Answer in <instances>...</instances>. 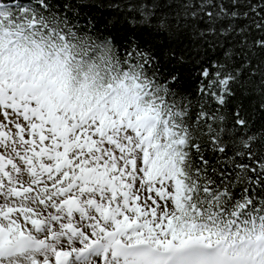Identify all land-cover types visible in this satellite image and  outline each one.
<instances>
[{
	"label": "snow or ice",
	"instance_id": "obj_1",
	"mask_svg": "<svg viewBox=\"0 0 264 264\" xmlns=\"http://www.w3.org/2000/svg\"><path fill=\"white\" fill-rule=\"evenodd\" d=\"M0 264H264V0H0Z\"/></svg>",
	"mask_w": 264,
	"mask_h": 264
},
{
	"label": "trees",
	"instance_id": "obj_2",
	"mask_svg": "<svg viewBox=\"0 0 264 264\" xmlns=\"http://www.w3.org/2000/svg\"><path fill=\"white\" fill-rule=\"evenodd\" d=\"M53 2L62 4L63 0H53ZM83 11L94 15L101 22H106L108 19H111L115 15V13L111 10H108L102 6L97 7L94 4H88L83 8ZM257 223L259 222L257 221Z\"/></svg>",
	"mask_w": 264,
	"mask_h": 264
},
{
	"label": "bare ground",
	"instance_id": "obj_3",
	"mask_svg": "<svg viewBox=\"0 0 264 264\" xmlns=\"http://www.w3.org/2000/svg\"><path fill=\"white\" fill-rule=\"evenodd\" d=\"M176 259V257H173V261Z\"/></svg>",
	"mask_w": 264,
	"mask_h": 264
}]
</instances>
